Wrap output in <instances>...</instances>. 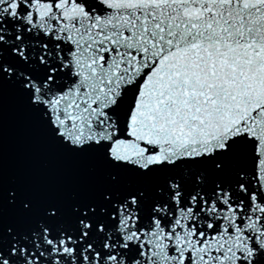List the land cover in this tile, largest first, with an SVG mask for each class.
<instances>
[{
  "label": "snow or ice",
  "instance_id": "obj_1",
  "mask_svg": "<svg viewBox=\"0 0 264 264\" xmlns=\"http://www.w3.org/2000/svg\"><path fill=\"white\" fill-rule=\"evenodd\" d=\"M0 264H264V0H0Z\"/></svg>",
  "mask_w": 264,
  "mask_h": 264
}]
</instances>
